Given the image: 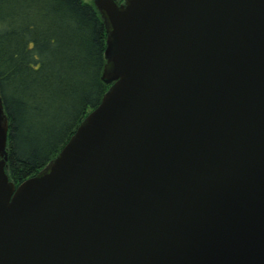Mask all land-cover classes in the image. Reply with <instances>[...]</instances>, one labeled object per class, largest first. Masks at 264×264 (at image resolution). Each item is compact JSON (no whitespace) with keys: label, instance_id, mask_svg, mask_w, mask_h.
I'll use <instances>...</instances> for the list:
<instances>
[{"label":"water","instance_id":"95a60500","mask_svg":"<svg viewBox=\"0 0 264 264\" xmlns=\"http://www.w3.org/2000/svg\"><path fill=\"white\" fill-rule=\"evenodd\" d=\"M109 86L17 187L0 99V264H264V0H93Z\"/></svg>","mask_w":264,"mask_h":264},{"label":"trees","instance_id":"16d2710c","mask_svg":"<svg viewBox=\"0 0 264 264\" xmlns=\"http://www.w3.org/2000/svg\"><path fill=\"white\" fill-rule=\"evenodd\" d=\"M106 41L93 0H0L5 173L15 187L46 167L100 104L109 89L101 79Z\"/></svg>","mask_w":264,"mask_h":264}]
</instances>
